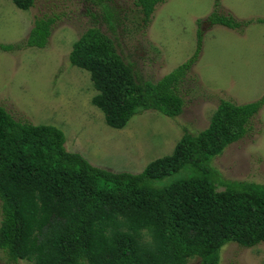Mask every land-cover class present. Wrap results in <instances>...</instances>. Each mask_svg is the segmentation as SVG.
I'll return each mask as SVG.
<instances>
[{"label": "trees", "instance_id": "obj_1", "mask_svg": "<svg viewBox=\"0 0 264 264\" xmlns=\"http://www.w3.org/2000/svg\"><path fill=\"white\" fill-rule=\"evenodd\" d=\"M35 1L12 0L25 11ZM86 1L103 9L104 23L118 24L110 0ZM164 1L135 0L144 27ZM55 20L38 17L24 41L0 47L44 48ZM205 22L242 30L251 20L216 9L198 21L199 28ZM201 47L199 30L194 56L158 81L145 80L95 23L73 43L69 60L90 73L97 91L92 103L106 123L123 129L142 110L168 117L183 112L180 84ZM263 106L264 96L242 104L222 99L208 127L185 132L171 154L134 173L93 164L67 149L63 129L18 120L0 104V249L10 260L32 264H188L193 258L220 264L229 242L259 245L264 242V184L215 180L219 171L211 161L248 133ZM183 170L191 171L161 183ZM217 180L226 188L219 190Z\"/></svg>", "mask_w": 264, "mask_h": 264}, {"label": "rangeland", "instance_id": "obj_2", "mask_svg": "<svg viewBox=\"0 0 264 264\" xmlns=\"http://www.w3.org/2000/svg\"><path fill=\"white\" fill-rule=\"evenodd\" d=\"M219 5H216V2ZM165 0L143 26L135 0H110L118 24L104 23L100 6L86 0H36L30 10L0 0V44L20 43L38 17H55L44 48L0 47V104L18 120L55 125L65 132L66 147L112 171L141 172L150 162L173 152L185 132L208 127L222 99L242 104L264 96V0ZM251 20L242 30L198 21L214 10ZM96 12V16L92 15ZM260 19L261 22L256 20ZM95 23L110 35L118 51L143 79L158 81L202 47L180 84L183 112L168 117L156 110L135 114L123 129L109 126L92 103L96 95L90 73L71 64L73 43ZM248 133L211 161L224 181L264 184V106L249 123ZM183 170L161 183L186 177ZM224 181H215L218 189ZM2 210L0 203V226ZM198 258L188 264H199ZM0 264L10 260L0 249ZM220 264H264V242L243 247L229 242Z\"/></svg>", "mask_w": 264, "mask_h": 264}]
</instances>
